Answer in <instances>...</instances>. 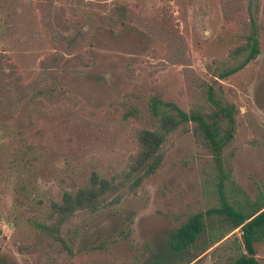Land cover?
Masks as SVG:
<instances>
[{
  "label": "rangeland",
  "instance_id": "obj_1",
  "mask_svg": "<svg viewBox=\"0 0 264 264\" xmlns=\"http://www.w3.org/2000/svg\"><path fill=\"white\" fill-rule=\"evenodd\" d=\"M115 2L132 11L133 23L96 27L81 49L63 54L56 83L0 124V264H182L168 238L192 214L218 207L220 193L244 213L264 203V0L259 54L221 79L215 75L244 57L232 50L243 41L246 0H0V56L10 77L29 83L57 52L49 22L66 33L70 22ZM207 85L237 110L219 161L180 128L156 170L132 188L138 131L152 128L169 103L194 107ZM92 172L124 182L118 200L77 213L59 239L47 236L39 224L49 202ZM209 239L206 231L192 251ZM253 246L264 264V234ZM240 250L236 228L190 264H231Z\"/></svg>",
  "mask_w": 264,
  "mask_h": 264
},
{
  "label": "trees",
  "instance_id": "obj_2",
  "mask_svg": "<svg viewBox=\"0 0 264 264\" xmlns=\"http://www.w3.org/2000/svg\"><path fill=\"white\" fill-rule=\"evenodd\" d=\"M245 8L243 41L232 50L235 59L244 57L237 66L218 72L215 76L219 79L240 69L259 54V0H246ZM131 23L132 11L120 2L113 3L106 13L88 12L82 15L68 24L69 30L66 33L60 32L49 22L47 26L50 41L57 52L42 62L40 73L25 85H19L18 76L10 77L13 67L0 56V124L5 125L12 119L41 87L56 83L58 75L55 71L64 59L63 54H71L81 49L96 27L113 32L130 26ZM201 97V102L189 110L169 103V110L158 115L152 128H142L138 131L137 157L129 169V175L133 178L132 188L156 170L162 160V147L167 137L180 128H189L196 142L212 152L215 161H219L223 148L234 137L237 110L233 103L225 99L221 89L217 91L212 85L203 89ZM123 186L124 182L121 180L107 179L97 172H92L85 185L75 191L64 190L59 201L49 202L47 221L39 224L40 230L49 237L59 239V230L63 224L71 222L79 212L95 213L114 203L118 200L119 191ZM219 200L218 207L192 214L172 231L167 241L171 258L182 264H190L226 234L239 228L244 250L233 256L231 264H260L253 241L256 236L264 234V203L244 213L230 205L222 193ZM206 231L210 232L208 246L201 247L199 253L193 252L192 248L198 246L199 239Z\"/></svg>",
  "mask_w": 264,
  "mask_h": 264
}]
</instances>
